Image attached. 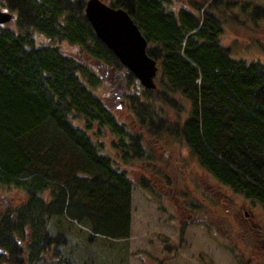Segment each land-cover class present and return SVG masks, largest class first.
<instances>
[{
  "label": "trees",
  "instance_id": "trees-1",
  "mask_svg": "<svg viewBox=\"0 0 264 264\" xmlns=\"http://www.w3.org/2000/svg\"><path fill=\"white\" fill-rule=\"evenodd\" d=\"M87 2L0 0L17 26L0 25V195L25 198L0 205V264L59 254L69 238L52 232L54 219L83 226L89 243L130 239L129 167L151 159L130 122L186 146L222 186L264 209V63L237 60L222 44L229 17L260 28L264 5L207 0V8L192 1L193 9L174 10V0L104 1L130 15L159 66L156 90L132 94L131 119L122 122L95 90L104 74L117 72L128 86L138 80L97 37ZM37 33L53 43L38 44ZM63 42L88 61L66 53ZM103 130L116 138L119 158L94 138ZM138 186L152 191L148 181Z\"/></svg>",
  "mask_w": 264,
  "mask_h": 264
},
{
  "label": "rangeland",
  "instance_id": "rangeland-1",
  "mask_svg": "<svg viewBox=\"0 0 264 264\" xmlns=\"http://www.w3.org/2000/svg\"><path fill=\"white\" fill-rule=\"evenodd\" d=\"M174 1V10L193 9L192 1L205 8L209 5L207 0ZM233 1L264 5V0ZM2 6L4 12H10ZM242 20L241 15L238 21L229 17L222 44L231 49L237 60L264 63V23L255 28L242 25ZM6 27L17 29L13 22ZM35 38L38 44L53 43L38 33ZM60 46L66 53L88 61L79 48L67 42ZM100 74H104V70ZM141 89L144 88L139 81L128 86L117 72H113L104 74L103 84L95 92L119 121L128 122L131 119L129 97ZM180 102L188 111L190 102L186 99ZM130 125L133 132L144 134V145L151 156L148 163L129 167L135 182L130 239L113 242L100 238L89 243V233L83 226L62 218L54 219L50 224L52 232H66L69 242L59 254L52 251L45 255L40 264H59L66 259L70 264H242L248 261L245 258L255 250L243 238L242 208L256 209L255 223L261 226H264V209L222 186L201 167L186 146L167 138H150L135 122ZM94 138L105 145L107 153L119 158L112 148L116 138L109 131L103 130L99 138ZM141 180L148 181L152 191L140 188ZM24 199L17 191H3L0 205L19 206ZM195 206L198 209L192 208Z\"/></svg>",
  "mask_w": 264,
  "mask_h": 264
},
{
  "label": "water",
  "instance_id": "water-1",
  "mask_svg": "<svg viewBox=\"0 0 264 264\" xmlns=\"http://www.w3.org/2000/svg\"><path fill=\"white\" fill-rule=\"evenodd\" d=\"M85 14L97 37L115 54L147 90H156L159 74L157 61L149 57L148 42L130 15L102 0H88ZM13 15L0 8V25H6Z\"/></svg>",
  "mask_w": 264,
  "mask_h": 264
},
{
  "label": "flooded vegetation",
  "instance_id": "flooded-vegetation-1",
  "mask_svg": "<svg viewBox=\"0 0 264 264\" xmlns=\"http://www.w3.org/2000/svg\"><path fill=\"white\" fill-rule=\"evenodd\" d=\"M0 5L4 11L2 4ZM242 210L244 211V216L242 217L243 231L245 230L247 233L245 234L244 232L243 238L248 240L250 248L255 250V252L245 258L248 261H244L242 264H264V226L255 223L256 209L247 211V208L243 207ZM245 244L247 245V243Z\"/></svg>",
  "mask_w": 264,
  "mask_h": 264
}]
</instances>
